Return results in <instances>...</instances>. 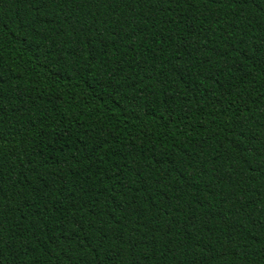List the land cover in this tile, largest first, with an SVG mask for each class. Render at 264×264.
<instances>
[{
  "label": "trees",
  "instance_id": "16d2710c",
  "mask_svg": "<svg viewBox=\"0 0 264 264\" xmlns=\"http://www.w3.org/2000/svg\"><path fill=\"white\" fill-rule=\"evenodd\" d=\"M261 7L0 0V264H264Z\"/></svg>",
  "mask_w": 264,
  "mask_h": 264
},
{
  "label": "snow or ice",
  "instance_id": "6c2138e0",
  "mask_svg": "<svg viewBox=\"0 0 264 264\" xmlns=\"http://www.w3.org/2000/svg\"><path fill=\"white\" fill-rule=\"evenodd\" d=\"M246 2V0H245ZM253 2L257 5V6H260L261 3H264V0H253ZM261 11H264V7H261ZM3 241L0 240V243H2Z\"/></svg>",
  "mask_w": 264,
  "mask_h": 264
}]
</instances>
